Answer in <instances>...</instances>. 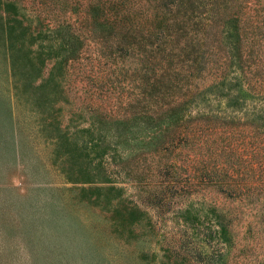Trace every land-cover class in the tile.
<instances>
[{"label": "trees", "instance_id": "obj_1", "mask_svg": "<svg viewBox=\"0 0 264 264\" xmlns=\"http://www.w3.org/2000/svg\"><path fill=\"white\" fill-rule=\"evenodd\" d=\"M0 54L66 182L176 204L166 258L264 264V0H0Z\"/></svg>", "mask_w": 264, "mask_h": 264}, {"label": "rangeland", "instance_id": "obj_2", "mask_svg": "<svg viewBox=\"0 0 264 264\" xmlns=\"http://www.w3.org/2000/svg\"><path fill=\"white\" fill-rule=\"evenodd\" d=\"M92 64L96 69L97 63ZM90 66L88 62L85 67ZM70 94L75 95L76 106L89 105L88 93ZM111 103L112 99L106 106L115 109ZM37 120L14 95L7 62L0 54V264H204V253L185 261L182 254L177 261L166 258L162 246L179 239L172 217L176 204L170 211L157 207L142 188L130 183L123 184L121 200L96 202L94 197L104 196L105 190L66 182L52 163V146L39 131ZM184 176L177 183L183 186V196L188 193ZM202 193L217 197L227 207L234 204L229 193ZM187 197H175V202L182 206ZM133 204L146 210L141 217H150L151 226L145 224L147 220L118 224L114 206L121 209ZM260 237L259 247L264 246V236ZM203 251L209 253V248Z\"/></svg>", "mask_w": 264, "mask_h": 264}]
</instances>
